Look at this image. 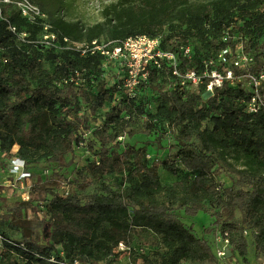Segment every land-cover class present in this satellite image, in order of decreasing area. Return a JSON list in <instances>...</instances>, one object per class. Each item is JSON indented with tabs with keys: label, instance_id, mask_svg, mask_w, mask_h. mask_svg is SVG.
<instances>
[{
	"label": "trees",
	"instance_id": "1",
	"mask_svg": "<svg viewBox=\"0 0 264 264\" xmlns=\"http://www.w3.org/2000/svg\"><path fill=\"white\" fill-rule=\"evenodd\" d=\"M62 1L35 0L60 42L62 38L75 43L116 42L146 35L158 38L162 51L175 54L177 69L201 72L203 62L210 60L211 70L229 68V62L216 61L217 54L226 48L233 53L241 38L245 52L254 59L251 72L264 71V0H117L102 8V21L91 25L65 20ZM23 29L28 42L18 36ZM42 33L40 24L26 22L18 11L0 19V155L6 159L0 163L2 169L17 156L32 178L39 161L47 167H62L65 157L82 148L96 150L97 160L87 168L91 174H124L113 188L102 183L98 193L90 194L62 196L33 185L30 193L50 195L49 216L41 224L46 226V242L38 243V236L28 235L22 226L19 241L0 230L25 248L0 249V264H122V254L116 251L121 242L132 249L124 264L213 263L210 241L197 237L177 211L213 217L212 230L214 225L228 231L234 256L245 261L249 239L255 255L264 256V109L247 113L241 101L249 94L246 80L226 83L205 97V86H180L172 66L161 60L159 67L148 66L147 81L128 98L121 88L123 76L112 83L96 78L102 66L116 63L119 67L117 62L99 53L80 55L62 46H42L38 43ZM39 79L40 84L33 86ZM144 88L158 91L159 109L175 142L170 158L151 164L132 144L119 152L118 139L155 132L154 141L160 147L165 138L156 130V114L140 106L127 117L113 110L94 129L84 115L79 116L83 106L95 114L117 94L135 106ZM140 118L144 119L141 127H132ZM159 167L173 178L179 171L184 177L164 186ZM85 172L76 174L81 190L90 185ZM220 172L232 177L230 186L218 182ZM31 201L14 210L17 222L21 209L32 207ZM236 212L240 224L234 221ZM245 229L251 237L243 235ZM137 233L154 249L155 259L141 254L145 247L133 246ZM205 233H210V227Z\"/></svg>",
	"mask_w": 264,
	"mask_h": 264
},
{
	"label": "rangeland",
	"instance_id": "2",
	"mask_svg": "<svg viewBox=\"0 0 264 264\" xmlns=\"http://www.w3.org/2000/svg\"><path fill=\"white\" fill-rule=\"evenodd\" d=\"M31 6L39 8V5L35 3V0H27ZM117 0H63L62 1V12L61 15L67 21H76L79 20L86 25H91L97 22L102 21L101 10L104 6L114 3ZM11 11H18L16 7L13 5H6L2 7V12L0 13V19H3L8 16ZM23 18V17H22ZM26 22H28L26 20ZM25 29L21 32V34H25ZM27 35V34H26ZM236 39V37H235ZM223 40V39H222ZM47 67H51L50 63H46ZM96 76V75H95ZM123 73L121 72L120 67L115 64H107L102 66L100 73L96 76L98 79H104L108 83L117 82L122 78ZM96 81V80H95ZM33 86L40 84V79L36 82L32 83ZM141 107L147 111L149 114H156V122H158L157 131L163 132L165 140H163L160 144V147L157 145V142L154 141L156 137L155 132L150 136H137L134 138H128L124 136L118 139V142L121 143L119 152H121L124 148L125 144H132L134 148L139 149L142 157L146 160L148 164H151L154 161L162 160L166 158H170L171 155L175 152L170 146H172L174 142L173 132L167 126V120L164 117V112L160 110L161 100L159 99L158 91L152 90L150 88H144L140 91L139 100H137V104L135 106H130V104L123 101V98L120 94L114 95V97L104 106L102 110H99L95 114H90L86 108H82V111L79 113V116L84 115L89 122L90 128L94 129L99 127L105 121L106 116L109 112L113 110H120L123 116H128L131 113L135 112L136 107ZM74 113L71 112L68 114V117H73ZM144 119L140 118L139 122L135 123L132 127L140 128L142 121ZM16 152V147L13 148ZM96 150H84L82 148H78L75 150L73 155H69L63 159L62 167H51L48 166L41 160L38 162V166L36 170H32L31 173L34 174L32 178L29 179L28 182L23 184H16L15 186H10L11 183L6 178V173H4V169H2V164L0 165V176L2 178L1 181H6L5 186H0V230L3 231L7 236L12 238L13 240H21V233L19 228L24 227V232L28 235L38 236V243L45 244L46 242V234L44 229L46 226H42L41 224L48 219V212L46 210V205L48 199H50V195H43L38 192L36 194L30 193V188L37 184L41 186V188H50L53 193H57L62 196H66L68 193H76V194H90V193H98L99 189L102 186V183L108 184L111 188L114 187V184L120 182V178L124 173H112L105 177H101L98 175L91 174L87 168L91 165L92 162L96 161L97 158L95 155ZM4 156L0 155V163H3ZM6 160V159H5ZM68 162H71L70 165H67ZM82 170L86 179L90 182V185L86 187L84 190L79 188L80 181L75 182L77 179L76 174L78 171ZM88 171V172H87ZM158 175L160 178V182L164 186H170L176 178L182 179L184 177V173L179 171L177 177L173 178V176L164 171L162 168H158ZM5 176V177H4ZM67 180H63V179ZM216 179L218 182H221L225 187H228L232 183V177L228 174L220 172L217 174ZM29 187V188H28ZM28 194V199H26V195ZM32 207L24 206L21 209V221L17 222V217H15L14 210L23 206V202H28L31 200ZM177 216L180 218L182 223L186 227H190L193 233L197 237H203L210 241L212 227L214 218L210 217L208 214L204 212H198L196 215H184L182 211L176 212ZM238 224H240V215L238 212L235 213V219ZM17 226V229L15 228ZM215 227L214 225H212ZM210 227V233H205V229ZM219 227V226H217ZM249 247L248 253L245 258L232 256L229 264H264V256H256L254 253V248L251 245V240H248ZM133 246L135 248L145 247L141 254H145L152 259H155V251L146 243V238L142 234H134L133 235ZM150 247V248H149ZM126 256L122 255L119 258V261L124 264L127 262ZM125 260V261H124ZM185 264H198V263H185ZM205 264H216L213 263H205Z\"/></svg>",
	"mask_w": 264,
	"mask_h": 264
},
{
	"label": "built area",
	"instance_id": "3",
	"mask_svg": "<svg viewBox=\"0 0 264 264\" xmlns=\"http://www.w3.org/2000/svg\"><path fill=\"white\" fill-rule=\"evenodd\" d=\"M6 5L16 7L20 16L29 23L42 26L43 33L38 39L40 45L53 48L62 46L63 49L77 52L80 55L99 53L107 60L117 62L123 73L121 88L128 98L133 97L138 87L147 81L149 75L148 66L153 64L159 67L160 61L166 60L172 66V75L178 79L180 86L197 88L203 85L205 86V97H211L215 88H221L226 83L234 85L236 82L246 80L249 86V94L241 101L246 105L247 113L254 115L264 109V98L261 96V91L264 89V71L251 72L254 59L251 54L245 52L244 42L241 38L233 53L230 48H226L217 54L216 61L220 62V64L229 62V68L223 71L219 69L211 70L209 66L212 65L213 60H210L203 62L204 69L201 72L195 70L182 72L177 69L175 54L170 51L164 52L159 48L158 38L139 35L116 42L94 40L89 43H75L68 38H62V42H60L59 37L49 30L47 15L38 8L31 6L27 0H0V13L2 12V7ZM262 17L264 22V9ZM9 30L16 34L14 27L10 26ZM18 36L23 42H28L25 40L27 38L26 34L20 33ZM227 38L228 35L226 34L223 37V41H226ZM184 54L189 58L188 48H185ZM5 166L6 178L9 180L7 182L11 183L10 186L12 187L16 184L21 185L28 182L31 178L30 172L26 170L24 161L17 156L11 157ZM3 174L5 175V173ZM1 180L2 178H0V186H5L7 182ZM26 199H28V194ZM250 233L246 229L243 230V235L246 238L251 237ZM210 246L216 264H229L234 254L228 231L215 226L211 232ZM5 248L25 249L22 244H17L0 231V249ZM116 251L127 256L130 255L132 249L129 245L121 242L117 245ZM74 264L78 263L74 262Z\"/></svg>",
	"mask_w": 264,
	"mask_h": 264
}]
</instances>
